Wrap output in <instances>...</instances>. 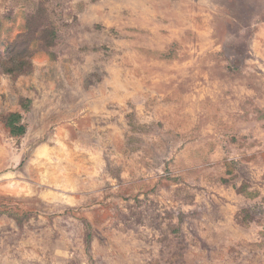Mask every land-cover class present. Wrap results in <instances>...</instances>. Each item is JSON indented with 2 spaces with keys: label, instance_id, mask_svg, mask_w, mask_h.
Instances as JSON below:
<instances>
[{
  "label": "rangeland",
  "instance_id": "374dc122",
  "mask_svg": "<svg viewBox=\"0 0 264 264\" xmlns=\"http://www.w3.org/2000/svg\"><path fill=\"white\" fill-rule=\"evenodd\" d=\"M39 5L55 55L0 66V264H264V0H0V58Z\"/></svg>",
  "mask_w": 264,
  "mask_h": 264
},
{
  "label": "trees",
  "instance_id": "16d2710c",
  "mask_svg": "<svg viewBox=\"0 0 264 264\" xmlns=\"http://www.w3.org/2000/svg\"><path fill=\"white\" fill-rule=\"evenodd\" d=\"M57 40V30L51 21L46 6L39 5L26 19V28L12 39L0 58V66L4 73L20 75L28 73L33 65V57L39 52L55 55L53 48ZM21 107L28 110L31 99L22 98ZM2 120L13 136H23L27 127L20 111H13L2 116Z\"/></svg>",
  "mask_w": 264,
  "mask_h": 264
}]
</instances>
